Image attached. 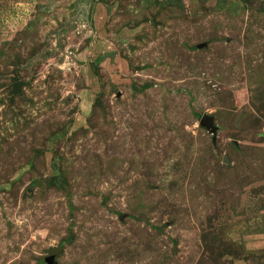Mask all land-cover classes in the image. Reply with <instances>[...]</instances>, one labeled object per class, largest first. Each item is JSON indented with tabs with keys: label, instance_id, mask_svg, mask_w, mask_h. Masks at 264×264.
Here are the masks:
<instances>
[{
	"label": "rangeland",
	"instance_id": "1",
	"mask_svg": "<svg viewBox=\"0 0 264 264\" xmlns=\"http://www.w3.org/2000/svg\"><path fill=\"white\" fill-rule=\"evenodd\" d=\"M156 1L0 0V264H264V0Z\"/></svg>",
	"mask_w": 264,
	"mask_h": 264
},
{
	"label": "trees",
	"instance_id": "2",
	"mask_svg": "<svg viewBox=\"0 0 264 264\" xmlns=\"http://www.w3.org/2000/svg\"><path fill=\"white\" fill-rule=\"evenodd\" d=\"M147 1V0H145ZM219 3L224 6V5H228L229 7L234 6V1L233 0H219ZM160 6V16H174L177 14H181L185 8V2L183 0H157L156 4ZM167 10V13H165ZM197 46H193V48H196ZM103 57H99L98 58V62L102 61ZM151 84L147 83L144 84L142 86V90L147 89L148 87H150ZM20 88H21V83L18 82V80L15 78L14 79V83H13V95L15 93H19L20 92ZM199 116V115H198ZM233 147L236 149H238V147L236 146L235 143H232ZM226 166V165H225ZM228 168H230L227 165ZM54 168L56 169V173H54L53 175H51L49 178L47 177L45 179L46 184L48 185V187H55L58 188L60 190H67V179L65 177V170L64 168H61L60 166L54 164ZM74 238V234L72 232V230H70L68 237L65 239L67 241H71ZM64 242V241H63ZM63 242L61 243L63 245ZM46 260L45 258L40 259L39 260V264H46Z\"/></svg>",
	"mask_w": 264,
	"mask_h": 264
},
{
	"label": "water",
	"instance_id": "3",
	"mask_svg": "<svg viewBox=\"0 0 264 264\" xmlns=\"http://www.w3.org/2000/svg\"><path fill=\"white\" fill-rule=\"evenodd\" d=\"M201 46H203V45H201ZM201 124L203 126L208 127L214 133V140H215L216 133H217V125L215 124L214 117L211 115L204 114L201 118ZM223 160L226 163H230V160L228 159V157H224ZM121 216H123V214ZM62 251H63V249H61V248L54 249V252L51 253L46 258L47 263L48 264H58V262L56 261V256L58 255V253H61Z\"/></svg>",
	"mask_w": 264,
	"mask_h": 264
}]
</instances>
